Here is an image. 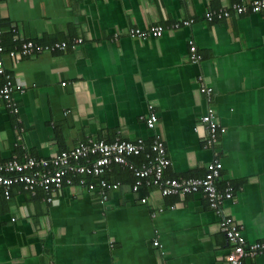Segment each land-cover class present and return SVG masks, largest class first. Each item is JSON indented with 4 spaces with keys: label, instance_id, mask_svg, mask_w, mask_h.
Wrapping results in <instances>:
<instances>
[{
    "label": "crops",
    "instance_id": "0c3cea01",
    "mask_svg": "<svg viewBox=\"0 0 264 264\" xmlns=\"http://www.w3.org/2000/svg\"><path fill=\"white\" fill-rule=\"evenodd\" d=\"M250 1L0 0L5 32L13 28L40 44L81 40L17 62L0 57L22 90L12 95L16 113L0 100V163L49 159L89 140L150 144L143 123L150 105L169 162L164 175L199 178L219 160L217 185L233 188L223 211L247 244L264 242V11L228 9L227 17L204 19ZM181 20L193 23L172 27ZM156 26L163 28L156 38L127 35ZM189 40L198 64L188 60ZM199 75L225 128L212 148L199 121L206 111ZM124 172L110 176L119 186L104 204L79 186H62L49 204L39 191L13 186L6 199L0 189V264H226L230 247L202 194L161 197L151 187L133 193ZM242 264H264V255Z\"/></svg>",
    "mask_w": 264,
    "mask_h": 264
},
{
    "label": "built area",
    "instance_id": "2783aa9c",
    "mask_svg": "<svg viewBox=\"0 0 264 264\" xmlns=\"http://www.w3.org/2000/svg\"><path fill=\"white\" fill-rule=\"evenodd\" d=\"M228 9L237 15L247 12L258 13L264 11V0H252L248 4L233 3L229 8L219 9L204 14V19L210 22L228 16ZM192 20H181L172 24V27H189ZM5 32L0 19V36ZM6 32L11 34L12 42L17 43V49L3 52L0 46V57L5 56L14 62L20 58L29 57L32 54L63 52L66 49H73L81 40L73 42H53L49 45H34L31 40L24 39L17 35L13 28ZM163 32L161 26L152 27L147 32L139 30H129V38H142L146 35L159 37ZM188 60L192 64L200 62V55L197 53L192 40L187 42ZM0 76L3 84L0 87V100L6 104L10 112L16 113L12 95L14 92L21 93L22 90L16 88L5 73L0 58ZM196 90L206 103V111L199 118L200 123L205 127L206 141L205 147L212 148L218 144V137L225 133L223 128L215 119L213 109L210 105L212 90L206 84L202 76L195 79ZM145 128L151 132V143L149 151H145L144 142L138 139L134 142L115 139L110 143L103 141L78 142L68 151H60L49 159H38L26 157L18 160L15 156L0 163V189L7 199L9 190L13 186H19L25 192L34 194L42 193L44 201L52 202V194L62 186H76L73 177L78 176V185L85 186L88 192H95L99 195V203L106 200V192L114 191L119 183H109L103 179V175L111 170V166H118L132 172L134 181L130 190L137 193L141 186L151 187L161 197L185 196L200 193L207 203V207L218 217V228L223 235L230 251L225 255L226 264H242L246 258H254L264 255V242L247 244L240 234V228L236 226L233 219L225 214L222 205L225 201H230L233 196V188L229 183H225L222 188L218 187V179L221 171V164L216 158L212 159L204 168L203 175L199 178H174L166 177L164 170L168 167V160L165 157L163 143L158 132L155 130L156 115L150 105L146 106V116L143 119ZM20 134L23 133L20 120L15 126ZM143 154L145 163L137 166L129 159ZM90 181L86 182V179ZM87 179V180H88ZM145 203V198L140 200ZM154 247L157 242L152 243Z\"/></svg>",
    "mask_w": 264,
    "mask_h": 264
},
{
    "label": "trees",
    "instance_id": "16d2710c",
    "mask_svg": "<svg viewBox=\"0 0 264 264\" xmlns=\"http://www.w3.org/2000/svg\"><path fill=\"white\" fill-rule=\"evenodd\" d=\"M1 25H2V27L4 26L3 24H2V22H1ZM5 27V26H4ZM12 37H11V34L10 33H8V32H4L1 36H0V46L2 47V49H3V52H8V51H12V50H16L17 49V46H18V44L17 43H14V42H12V39H11ZM31 42H33L34 43V45H38V46H44V45H49V44H51V43H48V44H40V43H38V42H34V41H32L31 40ZM56 53V52H55ZM55 53H53V54H55ZM34 55H37L36 53H34V54H32L31 56H34ZM26 58V57H25ZM1 77V76H0ZM151 142V141H150ZM149 145L150 144H147V145H145L144 144V148H145V151L147 152V151H149ZM69 150V149H68ZM68 150H64V151H68ZM134 165H137V166H139V165H141L142 163H145V161H146V159H144V155L143 154H141V155H139V156H137V157H131L130 159H129ZM120 169H122V168H119L118 166H111V170L108 172V173H105L104 175H103V179H105L107 182H109V183H114V182H116V181H112V180H110V176L113 174H121L120 173ZM125 172L124 173H122V174H124L125 176H127L128 177V179H129V182H131V184L133 183V181H134V177H133V175H132V172L131 171H129V170H127V169H123ZM117 172V173H116ZM120 176V175H119ZM116 178H118V176L117 177H115L114 179H116ZM78 179H79V177L78 176H75V177H73V183H75L74 185H78ZM88 179V178H87ZM85 180L86 182H88V181H90L89 179L88 180ZM117 183H119V182H117ZM130 184V185H131ZM79 187H83V188H85V186H79ZM219 187V186H218ZM222 187V186H221ZM146 188H148V187H146V186H141L139 189H138V191L139 192H144L145 190H146ZM86 189V188H85ZM87 190V189H86ZM113 191V190H112ZM112 191H107L106 192V195H107V193L108 192H112ZM115 191V190H114ZM106 200H107V196H106ZM106 200L104 201V203L106 202ZM104 203H101V204H104Z\"/></svg>",
    "mask_w": 264,
    "mask_h": 264
}]
</instances>
